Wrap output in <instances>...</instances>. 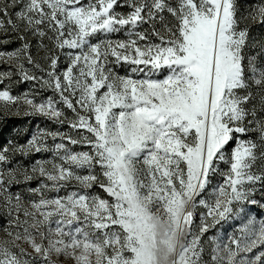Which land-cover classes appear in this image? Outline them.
<instances>
[{"label": "snow or ice", "instance_id": "obj_1", "mask_svg": "<svg viewBox=\"0 0 264 264\" xmlns=\"http://www.w3.org/2000/svg\"><path fill=\"white\" fill-rule=\"evenodd\" d=\"M0 66L71 130L0 145V264H264V0H0Z\"/></svg>", "mask_w": 264, "mask_h": 264}, {"label": "rangeland", "instance_id": "obj_2", "mask_svg": "<svg viewBox=\"0 0 264 264\" xmlns=\"http://www.w3.org/2000/svg\"><path fill=\"white\" fill-rule=\"evenodd\" d=\"M123 34H121L122 36ZM35 43V42H34ZM11 47V46H10ZM43 53H41L42 55ZM6 66H0V70H2ZM121 75H131L129 71V66L125 65L123 67H119L117 69ZM163 78V74L158 77ZM32 85L30 83H21V84H13L12 85V94L13 95H22L24 93H28ZM53 95L50 91H42L39 95H37L36 99L42 100L47 96ZM68 111V110H66ZM69 115H71L69 111ZM37 129H47L49 131H61V132H70L71 130L68 128V126L65 124L63 126L54 124L47 119H45L42 116L37 115H28L25 114L22 110L19 113H8L0 115V145L7 144L9 141H13L18 144H24L30 136L37 131ZM51 143V141H49ZM233 147V145H229V148ZM76 150H79V146L76 147ZM21 159L24 163L31 165V163L37 159H46L51 158L50 153H33L26 157H18ZM222 169L226 170L225 165H221ZM222 181V176L217 175L213 178V186L220 183ZM32 187H38L39 182L38 181H32L31 182ZM13 191H21L25 190L24 185L20 186H14ZM90 191L96 192L100 195H104L102 190H100L97 187L92 188ZM48 195H55V193H48ZM61 195H63V192H61ZM257 198H259V194H257ZM204 211V209L198 208L196 212V222L199 223V217L200 214ZM260 209L256 208V214L259 215ZM156 217H163L164 213L163 211H155L153 213ZM4 219L6 218H0V236L3 235V228L7 227V225L4 223ZM228 225L225 222H221V224L215 225V227L211 228L208 235L211 236L213 233H216L217 235H224V230L227 229Z\"/></svg>", "mask_w": 264, "mask_h": 264}]
</instances>
